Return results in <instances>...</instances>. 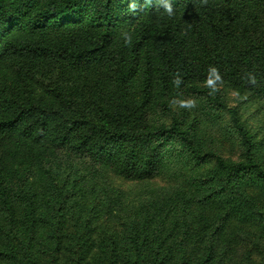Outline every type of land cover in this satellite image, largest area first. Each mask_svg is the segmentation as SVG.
<instances>
[{"label":"trees","instance_id":"trees-1","mask_svg":"<svg viewBox=\"0 0 264 264\" xmlns=\"http://www.w3.org/2000/svg\"><path fill=\"white\" fill-rule=\"evenodd\" d=\"M123 1L0 0V205L8 211V172L49 149L67 148L124 176L147 178L173 138L197 164L213 161L219 171L264 183V165L236 109L231 122L243 161L235 163L202 153L177 120L149 126L146 114L156 89L175 93L224 72L263 92L264 46L237 34L245 4L261 0H167L171 16L166 0ZM193 34L208 47L192 46ZM85 71L100 75L88 96L78 91L88 88L79 77ZM190 91L222 105L215 87L193 84Z\"/></svg>","mask_w":264,"mask_h":264},{"label":"rangeland","instance_id":"rangeland-1","mask_svg":"<svg viewBox=\"0 0 264 264\" xmlns=\"http://www.w3.org/2000/svg\"><path fill=\"white\" fill-rule=\"evenodd\" d=\"M237 31L242 42L264 46V0L245 4ZM189 43L209 45L194 34ZM99 76L79 75L88 87L81 95H90ZM193 84L217 88L222 105L192 93ZM193 84L175 93L156 89L147 124L175 119L202 153L235 163L243 161L231 122L236 109L264 165V91L254 93L225 72ZM162 155L147 178L124 176L67 148L12 167L7 183L14 210L0 205V264H264V183L219 171L213 161L197 164L173 138Z\"/></svg>","mask_w":264,"mask_h":264},{"label":"clouds","instance_id":"clouds-1","mask_svg":"<svg viewBox=\"0 0 264 264\" xmlns=\"http://www.w3.org/2000/svg\"><path fill=\"white\" fill-rule=\"evenodd\" d=\"M134 8H135V6H133V9H134ZM164 8H165L166 12H167L170 16L173 14L172 4L169 3V2H167V0H166V2H165V4H164ZM122 35H123V37H124V41H125V43H129L130 40H131V37H130L127 33H123Z\"/></svg>","mask_w":264,"mask_h":264}]
</instances>
